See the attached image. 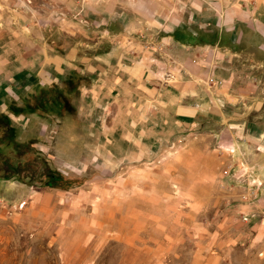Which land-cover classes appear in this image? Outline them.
<instances>
[{"label": "rangeland", "instance_id": "1", "mask_svg": "<svg viewBox=\"0 0 264 264\" xmlns=\"http://www.w3.org/2000/svg\"><path fill=\"white\" fill-rule=\"evenodd\" d=\"M263 10L0 0V264H264V183L217 103Z\"/></svg>", "mask_w": 264, "mask_h": 264}, {"label": "crops", "instance_id": "2", "mask_svg": "<svg viewBox=\"0 0 264 264\" xmlns=\"http://www.w3.org/2000/svg\"><path fill=\"white\" fill-rule=\"evenodd\" d=\"M255 22L264 24V10L258 14ZM260 33L264 38V26H262V31H260ZM254 45L257 51H261L260 49L262 47L260 46V48H258L259 43L257 41ZM203 49L207 52L212 51L209 46L203 47ZM260 53L264 56V47ZM193 54L194 53H191L190 55L193 57ZM236 55H239V58L235 61L232 75L233 82H236L237 87H235L236 89H234L233 94L228 92L227 96L221 95L217 103L219 112L222 113L226 111L228 106L226 102L233 103L234 108H236V114L245 119L243 128L240 130L241 139L247 138L250 140L249 160L252 164L251 167L254 169L256 180L264 183V89H262L264 88V58L262 61L257 60L253 63H249L250 74L249 76H245L242 68L247 66V64H243L242 62L243 57L241 50L236 51ZM241 86L245 87V89ZM247 90L250 92L248 95L246 94ZM222 92L225 91L222 90ZM235 125H237V123H235ZM239 125H241V123H239L238 126Z\"/></svg>", "mask_w": 264, "mask_h": 264}, {"label": "trees", "instance_id": "3", "mask_svg": "<svg viewBox=\"0 0 264 264\" xmlns=\"http://www.w3.org/2000/svg\"><path fill=\"white\" fill-rule=\"evenodd\" d=\"M25 110H26L27 112H31V111H32V108L28 107V108H26ZM11 111H12L13 113H17V111H16L14 108H12ZM8 131H10V128H9ZM8 177H9V176H4V178H8Z\"/></svg>", "mask_w": 264, "mask_h": 264}, {"label": "built area", "instance_id": "4", "mask_svg": "<svg viewBox=\"0 0 264 264\" xmlns=\"http://www.w3.org/2000/svg\"><path fill=\"white\" fill-rule=\"evenodd\" d=\"M207 80L208 81L215 82L216 84H221V81L220 80L213 81L211 77H208Z\"/></svg>", "mask_w": 264, "mask_h": 264}]
</instances>
